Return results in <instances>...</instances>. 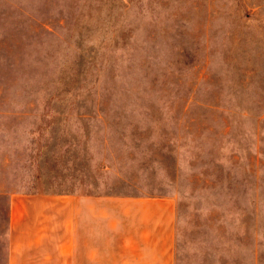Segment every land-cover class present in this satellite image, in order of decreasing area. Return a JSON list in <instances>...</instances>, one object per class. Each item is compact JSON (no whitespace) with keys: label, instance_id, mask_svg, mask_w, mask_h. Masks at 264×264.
Segmentation results:
<instances>
[{"label":"rangeland","instance_id":"1","mask_svg":"<svg viewBox=\"0 0 264 264\" xmlns=\"http://www.w3.org/2000/svg\"><path fill=\"white\" fill-rule=\"evenodd\" d=\"M20 193L172 196L176 264H264V0H0V264Z\"/></svg>","mask_w":264,"mask_h":264},{"label":"crops","instance_id":"2","mask_svg":"<svg viewBox=\"0 0 264 264\" xmlns=\"http://www.w3.org/2000/svg\"><path fill=\"white\" fill-rule=\"evenodd\" d=\"M7 264H176L172 196L13 194Z\"/></svg>","mask_w":264,"mask_h":264},{"label":"trees","instance_id":"3","mask_svg":"<svg viewBox=\"0 0 264 264\" xmlns=\"http://www.w3.org/2000/svg\"><path fill=\"white\" fill-rule=\"evenodd\" d=\"M61 194H68V193H61Z\"/></svg>","mask_w":264,"mask_h":264}]
</instances>
